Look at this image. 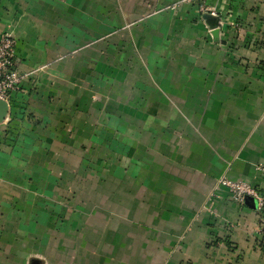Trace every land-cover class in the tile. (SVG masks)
I'll return each instance as SVG.
<instances>
[{
	"label": "crops",
	"instance_id": "0c3cea01",
	"mask_svg": "<svg viewBox=\"0 0 264 264\" xmlns=\"http://www.w3.org/2000/svg\"><path fill=\"white\" fill-rule=\"evenodd\" d=\"M208 3L0 0V264H264V209L218 186L264 189V0Z\"/></svg>",
	"mask_w": 264,
	"mask_h": 264
},
{
	"label": "built area",
	"instance_id": "2783aa9c",
	"mask_svg": "<svg viewBox=\"0 0 264 264\" xmlns=\"http://www.w3.org/2000/svg\"><path fill=\"white\" fill-rule=\"evenodd\" d=\"M193 2L195 0H188ZM200 12L218 16L216 7L209 5L208 0H197ZM17 39L9 32L0 35V100L9 105V112L4 122L9 121L12 114V97L21 87L24 74L17 66ZM3 123V122H2ZM218 186L227 188L237 202H244L246 196H254L260 208L264 209V189H260L245 180L231 179L227 175L220 177Z\"/></svg>",
	"mask_w": 264,
	"mask_h": 264
},
{
	"label": "water",
	"instance_id": "95a60500",
	"mask_svg": "<svg viewBox=\"0 0 264 264\" xmlns=\"http://www.w3.org/2000/svg\"><path fill=\"white\" fill-rule=\"evenodd\" d=\"M207 14L205 15V17ZM211 16V14L209 15ZM207 24L209 28L211 29V32L215 38V40H218L219 33H220V20L216 19L215 21H207ZM9 112V105L6 101L0 100V123L4 122Z\"/></svg>",
	"mask_w": 264,
	"mask_h": 264
},
{
	"label": "rangeland",
	"instance_id": "374dc122",
	"mask_svg": "<svg viewBox=\"0 0 264 264\" xmlns=\"http://www.w3.org/2000/svg\"><path fill=\"white\" fill-rule=\"evenodd\" d=\"M201 14H203V12H200ZM205 14H207V13H205ZM205 17V16H204ZM207 27L209 28V26H208V24H207ZM209 30H211L210 28H209ZM109 121H112V118H109ZM112 124V123H111ZM37 264V263H36Z\"/></svg>",
	"mask_w": 264,
	"mask_h": 264
}]
</instances>
